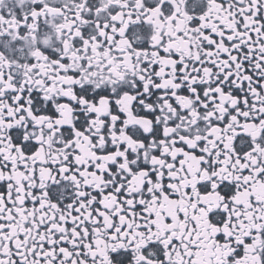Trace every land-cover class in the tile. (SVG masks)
<instances>
[{
  "label": "snow or ice",
  "instance_id": "6c2138e0",
  "mask_svg": "<svg viewBox=\"0 0 264 264\" xmlns=\"http://www.w3.org/2000/svg\"><path fill=\"white\" fill-rule=\"evenodd\" d=\"M0 264H264V0H0Z\"/></svg>",
  "mask_w": 264,
  "mask_h": 264
}]
</instances>
